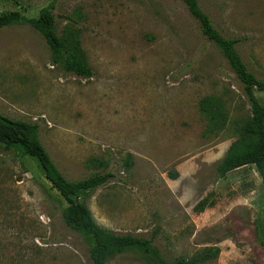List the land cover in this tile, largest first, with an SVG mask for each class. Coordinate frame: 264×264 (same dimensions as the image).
Segmentation results:
<instances>
[{
	"label": "rangeland",
	"instance_id": "obj_1",
	"mask_svg": "<svg viewBox=\"0 0 264 264\" xmlns=\"http://www.w3.org/2000/svg\"><path fill=\"white\" fill-rule=\"evenodd\" d=\"M198 3L224 37L240 41L246 66L264 80V0ZM49 6L58 34L79 37L93 76L55 63L33 27H6L0 115L37 124L65 180L114 174L80 198L102 228L152 240L166 263L216 249L202 264H264L262 180L255 166L218 172L250 104L183 1L0 0V15L37 18ZM208 96L224 100L223 129L210 130L200 110ZM256 96L264 104V92ZM66 206L35 159L1 148L0 264H91L89 243L64 222ZM106 264L160 261L130 251Z\"/></svg>",
	"mask_w": 264,
	"mask_h": 264
},
{
	"label": "trees",
	"instance_id": "obj_2",
	"mask_svg": "<svg viewBox=\"0 0 264 264\" xmlns=\"http://www.w3.org/2000/svg\"><path fill=\"white\" fill-rule=\"evenodd\" d=\"M182 1L199 23L203 36L220 51L236 74L250 104L251 116L240 123L239 137L231 144L220 164L219 175L225 178L233 171L255 166L264 191V104L256 96V91L264 92V80L258 78L246 66L237 49L240 41L224 37L200 8L198 0ZM18 24L29 25L40 31L51 50L54 62L60 64L65 71L83 78L93 76L81 50L79 37L70 30H66L62 36L58 34L52 6L43 8L37 18H27L19 12L0 15V30ZM200 110L207 118L210 130L227 126L229 113L223 99L215 96L205 97L200 102ZM38 133L37 124L13 121L0 115V149L14 150L39 163L45 178L67 205L63 211L64 222L89 243L91 264H106L110 258L130 251L156 258L160 264H202L214 256L216 249H209L191 260L179 259L174 263H166L160 259V253L153 247L152 240L130 234L120 235L99 226L91 210L80 198L113 180L114 174H95L78 182L65 180L41 144ZM132 164V156L129 155L124 161L125 169H130ZM204 202L205 200L199 202L195 209L201 208Z\"/></svg>",
	"mask_w": 264,
	"mask_h": 264
}]
</instances>
